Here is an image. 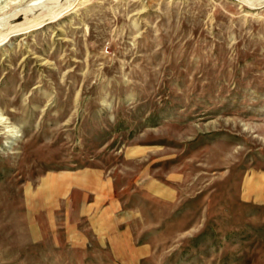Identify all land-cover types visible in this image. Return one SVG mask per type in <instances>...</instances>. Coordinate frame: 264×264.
Masks as SVG:
<instances>
[{
    "label": "rangeland",
    "instance_id": "374dc122",
    "mask_svg": "<svg viewBox=\"0 0 264 264\" xmlns=\"http://www.w3.org/2000/svg\"><path fill=\"white\" fill-rule=\"evenodd\" d=\"M0 264H264V0H0Z\"/></svg>",
    "mask_w": 264,
    "mask_h": 264
}]
</instances>
